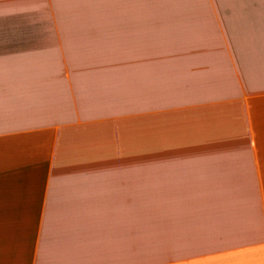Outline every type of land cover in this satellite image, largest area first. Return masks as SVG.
<instances>
[{
	"label": "crops",
	"instance_id": "1",
	"mask_svg": "<svg viewBox=\"0 0 264 264\" xmlns=\"http://www.w3.org/2000/svg\"><path fill=\"white\" fill-rule=\"evenodd\" d=\"M0 264H264V0H0Z\"/></svg>",
	"mask_w": 264,
	"mask_h": 264
},
{
	"label": "rangeland",
	"instance_id": "2",
	"mask_svg": "<svg viewBox=\"0 0 264 264\" xmlns=\"http://www.w3.org/2000/svg\"><path fill=\"white\" fill-rule=\"evenodd\" d=\"M137 146H138V143H137Z\"/></svg>",
	"mask_w": 264,
	"mask_h": 264
}]
</instances>
